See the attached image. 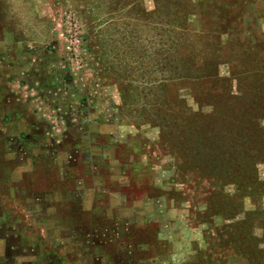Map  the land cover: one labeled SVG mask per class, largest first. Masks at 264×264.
Here are the masks:
<instances>
[{"label": "rangeland", "instance_id": "rangeland-1", "mask_svg": "<svg viewBox=\"0 0 264 264\" xmlns=\"http://www.w3.org/2000/svg\"><path fill=\"white\" fill-rule=\"evenodd\" d=\"M0 264H264V0H0Z\"/></svg>", "mask_w": 264, "mask_h": 264}, {"label": "crops", "instance_id": "crops-1", "mask_svg": "<svg viewBox=\"0 0 264 264\" xmlns=\"http://www.w3.org/2000/svg\"><path fill=\"white\" fill-rule=\"evenodd\" d=\"M34 73V72H33ZM36 74H41V73H39V72H37ZM23 73H17V76H19V77H21V78H23ZM21 84H23L22 82L20 83V85ZM28 89V88H27ZM32 90H37L38 88H31ZM46 93H50V94H58L59 93V95H62V97H63V95H65V96H68V98L70 99V97L72 96L71 94H69L70 92L65 88V87H63V88H61V89H57V90H52L51 92L50 91H48V92H46ZM45 93V94H46ZM63 99V101H61V102H59L58 104H57V109H59V110H62V111H66V110H69L70 109V107H71V103L70 102H68V99H65V98H62ZM71 100V99H70ZM71 121V120H70ZM69 120H66L65 119V121L62 123V124H59L58 122L57 123H55V126H61V127H63V126H70L71 125V122H70ZM53 123L54 122H52V121H49L48 122V126H52L53 127Z\"/></svg>", "mask_w": 264, "mask_h": 264}, {"label": "built area", "instance_id": "built-area-1", "mask_svg": "<svg viewBox=\"0 0 264 264\" xmlns=\"http://www.w3.org/2000/svg\"><path fill=\"white\" fill-rule=\"evenodd\" d=\"M72 27L76 29V26L75 25H73ZM74 43H76V44L79 43V38L76 35V33H73V34H70L69 35V44L70 45H74ZM67 49L69 50L70 49V46H67Z\"/></svg>", "mask_w": 264, "mask_h": 264}]
</instances>
